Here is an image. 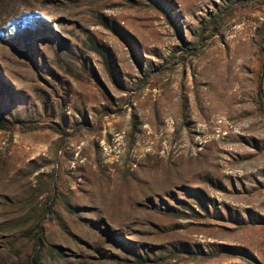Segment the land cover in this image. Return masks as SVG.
Listing matches in <instances>:
<instances>
[{"label": "rangeland", "instance_id": "rangeland-1", "mask_svg": "<svg viewBox=\"0 0 264 264\" xmlns=\"http://www.w3.org/2000/svg\"><path fill=\"white\" fill-rule=\"evenodd\" d=\"M262 49L264 0H0V264H264Z\"/></svg>", "mask_w": 264, "mask_h": 264}, {"label": "trees", "instance_id": "trees-1", "mask_svg": "<svg viewBox=\"0 0 264 264\" xmlns=\"http://www.w3.org/2000/svg\"><path fill=\"white\" fill-rule=\"evenodd\" d=\"M235 1L236 2H241L243 0H235ZM246 1H249V0H246ZM218 23H219V18L212 20V24L215 26L214 31L217 30ZM91 48L96 54H98V56H100L103 59L104 65L106 66L108 72L112 74L113 67H112V64H111V59H110L111 55H110L109 49L106 48L105 46L101 45V44H95V43L92 44ZM8 92H9V90H6L4 88V86L2 85L1 81H0V100L2 98V95L6 94ZM11 123L12 122L8 118H6L5 115L2 114V112L0 111V129H7L11 125ZM39 231L40 232H38V234L36 236L35 245L40 249L41 246L43 245V242H44L43 241L44 240V236L42 235L41 228H39ZM55 249H56L55 247L51 248V250H55ZM130 250H132V249H130ZM134 255H135V257H138V255H136V253H133V256ZM38 262H39L38 256L37 255L32 256L31 264H36Z\"/></svg>", "mask_w": 264, "mask_h": 264}, {"label": "water", "instance_id": "water-1", "mask_svg": "<svg viewBox=\"0 0 264 264\" xmlns=\"http://www.w3.org/2000/svg\"><path fill=\"white\" fill-rule=\"evenodd\" d=\"M263 52H264V49H262ZM264 69H263V76H262V83H261V87H260V90H261V96L264 97L263 95V91H264Z\"/></svg>", "mask_w": 264, "mask_h": 264}]
</instances>
